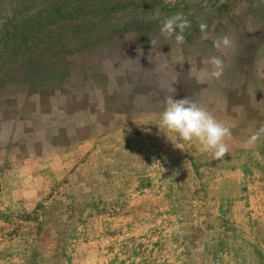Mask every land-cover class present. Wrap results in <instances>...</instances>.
<instances>
[{"label": "rangeland", "instance_id": "obj_1", "mask_svg": "<svg viewBox=\"0 0 264 264\" xmlns=\"http://www.w3.org/2000/svg\"><path fill=\"white\" fill-rule=\"evenodd\" d=\"M169 95L232 126L224 158ZM261 126L264 0H0V264H264Z\"/></svg>", "mask_w": 264, "mask_h": 264}, {"label": "clouds", "instance_id": "obj_2", "mask_svg": "<svg viewBox=\"0 0 264 264\" xmlns=\"http://www.w3.org/2000/svg\"><path fill=\"white\" fill-rule=\"evenodd\" d=\"M153 19L160 20L159 10L155 11ZM160 25L162 35L170 38L175 34L177 44L185 43L184 33L190 27V21L183 13H175L165 17L160 20ZM207 28L208 25L206 23H199V29L202 33L201 39H208ZM151 43L154 44L155 41L151 40ZM232 45L233 40L227 34L217 37L213 41V47L218 51L229 49ZM208 63L212 65V69L203 75L209 80L213 78L219 79L225 69V60L218 56H212ZM198 79L199 82H204L203 79L199 77ZM165 101L166 107L160 117L161 124L165 129L178 133L179 137L184 141L195 139L201 146L200 150L211 152L216 160H220L228 154L229 148L224 139L231 136L232 126L218 121L209 111L187 98L174 99L172 95H169L165 98ZM261 136H264V126H261L250 137L249 143L254 144Z\"/></svg>", "mask_w": 264, "mask_h": 264}]
</instances>
